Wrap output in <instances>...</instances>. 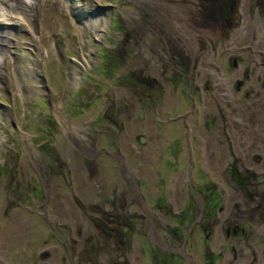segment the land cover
Here are the masks:
<instances>
[{
	"label": "rangeland",
	"instance_id": "1",
	"mask_svg": "<svg viewBox=\"0 0 264 264\" xmlns=\"http://www.w3.org/2000/svg\"><path fill=\"white\" fill-rule=\"evenodd\" d=\"M189 1L0 4L19 18L0 22V264H264V107L245 96L264 74L235 49L250 20L203 36Z\"/></svg>",
	"mask_w": 264,
	"mask_h": 264
},
{
	"label": "flooded vegetation",
	"instance_id": "2",
	"mask_svg": "<svg viewBox=\"0 0 264 264\" xmlns=\"http://www.w3.org/2000/svg\"><path fill=\"white\" fill-rule=\"evenodd\" d=\"M182 1L184 3L190 2L189 0H182ZM202 1L204 2V6H202L201 10H198L197 13L193 11H189L188 13L189 20L187 21V24L189 22L191 26L197 27L198 28L197 32L199 34H203L204 36L207 34V31L209 30L208 28H210L211 23L215 21L216 22V25H215L216 32H218L219 34L221 33L220 35L227 36L228 30L233 29V28H238L241 25L243 16L245 15L250 20V28L249 29L246 28L247 30L241 28L239 33H237V37H240V38H242L240 33H243L245 39L242 40L244 44L237 45L235 49L241 52L248 51L252 53V55L254 54L252 57L249 58V60L250 62H252V64H254V66L260 67L264 74V0H202ZM213 7L217 10L216 13L214 12L212 13ZM233 12L235 14V17L237 15L236 21L234 20L235 18L233 17ZM169 32H172V31L170 30ZM226 39L227 37L224 40L227 41ZM198 42H200V45H199L200 49H204L208 47V45H206L204 41L201 42L200 40H198ZM159 45L161 46V48L165 50V53L168 56L169 60L171 59L172 53L178 56L179 58L183 57L180 54V52L183 50L181 46L178 45V43L174 39L169 41L167 44H163V42H160ZM187 50L189 54L188 57L190 58L189 68L190 70H192L193 66H195L196 64V57L194 56V52H193L194 47L190 49L187 48ZM172 69L178 71L177 68L173 67ZM247 76H248V73L246 72L245 78ZM258 77L259 76H257V79ZM193 83H194L193 79H191L190 76L188 75L187 76L188 86L190 87L191 85H193ZM242 83L243 82L240 81L238 86H241ZM263 86H264V76H263L262 84L260 88H263ZM249 91L245 93V96H248L250 94L253 95L254 100L257 101L258 104H260V106L264 107V98H263L264 93L260 89L254 90L253 88H250ZM70 135H72L71 132H70ZM71 140H72V144L78 147L77 140L73 136ZM107 155L111 156L112 158H117L114 155H110V154H107ZM255 174L256 173H254L253 171L248 175H245V176L242 175V178L244 180L249 178V176L250 178H253ZM67 175L69 176V174ZM123 177L124 179L126 178L124 174H123ZM94 185L97 187L99 191L100 190L98 188L99 185L97 183H95ZM116 188H117V185L116 186L114 185L111 192L114 193ZM256 191L259 194L264 195V191L262 192L258 189ZM74 196L76 195L74 194ZM126 204H127L126 200H124L123 198L119 202V205L122 208L126 207ZM128 223L129 222H126V224ZM230 226H231L230 227L231 232L234 233L237 229V226L235 224H232ZM121 235L124 236L125 233L124 234L121 233ZM121 235L119 234L117 236V242L118 244L122 246L121 250L124 253L130 249L129 241L128 239L127 240L121 239L123 237V236L120 237ZM60 239L62 240L63 238H60ZM72 243L75 244L74 241ZM70 250H71V255H75L76 257H79V252L76 251L75 246H71ZM67 256L70 261V264H73L72 257L69 254Z\"/></svg>",
	"mask_w": 264,
	"mask_h": 264
},
{
	"label": "bare ground",
	"instance_id": "3",
	"mask_svg": "<svg viewBox=\"0 0 264 264\" xmlns=\"http://www.w3.org/2000/svg\"><path fill=\"white\" fill-rule=\"evenodd\" d=\"M41 2L42 3H48V4H54V3L58 4V0H41ZM0 4L6 5L8 7V9L9 8L10 9H18L19 12L25 13L27 11L34 9L36 7V5H38V0H0ZM1 8L3 9V7H0V11H1ZM4 9H6V8L4 7ZM11 12H12V10H10L8 14H7V12L6 13L0 12V22L2 21L1 23L5 25V23H3V22L8 21L10 24L18 26L19 24L17 23V19L19 20V18H16L14 15H9ZM95 22H97V20L95 18L90 19V25L91 26L95 25ZM1 26H3V25H0V28H1ZM0 34H2V33H0ZM3 34L0 35V63L2 62V53L6 50V48H8L7 47L8 42L5 40V37L3 36Z\"/></svg>",
	"mask_w": 264,
	"mask_h": 264
},
{
	"label": "water",
	"instance_id": "4",
	"mask_svg": "<svg viewBox=\"0 0 264 264\" xmlns=\"http://www.w3.org/2000/svg\"><path fill=\"white\" fill-rule=\"evenodd\" d=\"M46 254H47L46 252H41L40 255L43 257V256H46Z\"/></svg>",
	"mask_w": 264,
	"mask_h": 264
}]
</instances>
